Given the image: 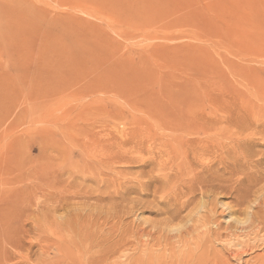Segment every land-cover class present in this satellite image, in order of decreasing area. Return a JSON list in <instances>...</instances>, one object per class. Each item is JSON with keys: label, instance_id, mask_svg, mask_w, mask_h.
<instances>
[{"label": "rangeland", "instance_id": "obj_1", "mask_svg": "<svg viewBox=\"0 0 264 264\" xmlns=\"http://www.w3.org/2000/svg\"><path fill=\"white\" fill-rule=\"evenodd\" d=\"M258 151L264 0H0V264H264Z\"/></svg>", "mask_w": 264, "mask_h": 264}, {"label": "bare ground", "instance_id": "obj_2", "mask_svg": "<svg viewBox=\"0 0 264 264\" xmlns=\"http://www.w3.org/2000/svg\"><path fill=\"white\" fill-rule=\"evenodd\" d=\"M246 141H248V140H246ZM245 141V142H246ZM253 141H255V140H253ZM253 141H252V146L254 145L253 144ZM241 142V141H240ZM249 142L250 141H248V144H249ZM262 142V141H261ZM247 143V142H246ZM246 143H244V144H246ZM255 143H256V141H255ZM238 144H239V142H238ZM243 144V141H242V143L240 144V146L241 145H244ZM248 144L246 145V147H244L243 146V150H245L244 148H247V146H248ZM257 144V143H256ZM260 144V143H259ZM259 144H258V146H259ZM263 144V143H262ZM261 145V144H260ZM239 146V145H238ZM237 146V147H238ZM255 147V146H254ZM253 147V148H254ZM240 148V147H239ZM252 147L250 146V150L252 151L253 149H251ZM241 149V148H240ZM248 150V149H247ZM240 151H242V150H240ZM246 151V150H245ZM250 153V151L248 150L247 151V153ZM257 152V151H256ZM260 151H258V153H259ZM242 153H244V151L242 152ZM258 153H257V155L256 156H258ZM262 152H260L259 154L260 155H262L263 156V154H261ZM246 153H244V155H245ZM251 154V153H250ZM256 154V153H255ZM255 154L253 153V156L252 155H250V156H252V157H254L255 156ZM242 155V154H241ZM247 155V157L249 156V154H246ZM249 156V157H250ZM249 157H248V159H249ZM261 157V156H260ZM247 159V160H248ZM260 159H262V158H260ZM250 160V159H249ZM259 162H260V160H258ZM258 161H255V163L256 162H258ZM247 162V161H246ZM250 162V161H249ZM254 162V161H253ZM259 162H258V164H259ZM263 162V161H262ZM244 164V163H243ZM263 164V163H262ZM262 166V165H261ZM262 168V167H261ZM192 172V171H191ZM196 172V171H195ZM197 173V172H196ZM190 174V173H189ZM195 174V173H194ZM193 174V175H194ZM198 174H199V172H198ZM197 174V175H198ZM199 175H201V174H199ZM185 176V175H184ZM196 175H194V177H195ZM263 176V175H262ZM198 177V176H197ZM190 178V177H189ZM196 178V177H195ZM183 179V178H182ZM189 180H191V179H189ZM194 180V179H193ZM196 180H197V178H196ZM202 180V179H201ZM192 181V180H191ZM191 181H190V183H191ZM195 181V180H194ZM193 181V182H194ZM200 181V180H199ZM196 183H199L198 181H195ZM203 182V181H202ZM189 183V184H190ZM192 184V183H191ZM191 184H190V186H191ZM200 184V183H199ZM202 184H204V182L202 183ZM201 184V185H202ZM193 185V184H192ZM196 186H197V184H196ZM200 186V185H199ZM201 187V186H200ZM204 187H205V184H204ZM191 188L193 189V187L191 186ZM190 189V188H189ZM197 189V188H196ZM199 189V188H198ZM197 189V190H198ZM201 189H203L202 187H201ZM197 190H196V192H197ZM193 191H195V189L193 190ZM193 191H191L192 192V195H193ZM208 191V190H207ZM206 191V192H207ZM244 191V190H243ZM247 191V190H246ZM249 191V190H248ZM247 191V194L246 195H244L243 193H246V192H243V193H241V194H243V195H240L239 193H238V195H240V196H242L241 198L240 197H236L237 199H239L238 201H236L237 202V205L239 206V208H241L242 207V210H243V207L244 206H246V209H247V212L245 211V210H243L244 212V214H246L247 216V220H245L246 218H244V216L241 218V217H239V218H241V219H243V220H245L244 222H243V220H241V219H238V218H235L236 216L232 213V211L231 212H229V214H228V216H229V219L227 220V222H226V227H225V229L224 228H222V229H224V231L226 232V234L225 235H223L222 233H219V231H218V233L216 234L218 237H217V239H215V241H217V240H221V239H224L223 241L224 242H226V243H228L227 245L228 246H230L229 247V249H227V252L229 253V255H231L233 258H235V259H238V261L239 260H241L242 261V256H244V255H246V254H248L249 253V250H250V247H251V245L247 242V241H243L242 240V242H233V240L234 241H236L238 238H240L241 236H245V235H247V234H245V232L247 233V231L248 230H251L250 229V227H247V223L249 222V225H250V223H252V226H254L255 225V221L257 220L256 219V216H257V214L256 213H254V212H256L255 211V209H257L258 207H261V200H262V198L263 197H256V196H254V198H253V196H251L252 194H253V192H251V190L249 191V192H251V194H249V192ZM201 192V191H200ZM205 192V193H206ZM240 192H242V191H240ZM258 192V191H257ZM198 193V192H197ZM256 193V192H255ZM254 193V194H255ZM260 193V192H259ZM258 193V194H259ZM257 194V195H258ZM261 195H262V193H260ZM189 195H190V193H189ZM192 195H190L191 197H192ZM202 195V193L200 194V196ZM237 195V196H238ZM261 195H258V196H261ZM264 195V194H263ZM262 195V196H263ZM189 196V198H191ZM195 196H196V194H195ZM203 196V195H202ZM197 197V196H196ZM196 197H193L192 199H194V198H196ZM250 197H252L253 199H255L254 201H252V200H250L251 198ZM202 198V197H201ZM203 198H204V196H203ZM192 199H189L190 201L192 200ZM261 199V200H260ZM264 199V198H263ZM188 200V201H189ZM264 202V200L262 201V203ZM203 203V202H202ZM236 204V203H235ZM225 205V204H224ZM235 206V207H238V206ZM226 207V206H225ZM262 207H264V205L262 206ZM203 208V207H202ZM238 208V209H239ZM226 209V208H225ZM229 209V208H228ZM174 210V209H173ZM202 210V209H201ZM242 210L240 209V210H238V212H240V213H242ZM175 211H177V209H175ZM234 211V210H233ZM236 211H237V209H236ZM235 211V212H236ZM234 212V213H235ZM237 212V213H238ZM170 213V212H169ZM172 214H174V213H172ZM171 214V215H172ZM243 214V215H244ZM175 215V214H174ZM264 215V214H263ZM235 216V217H234ZM240 216H242V215H240ZM215 217V216H214ZM211 219H213V218H211ZM260 219V218H259ZM191 221V220H190ZM210 221H212V220H210ZM192 222V221H191ZM206 223H208V222H206ZM187 224V223H186ZM189 224V223H188ZM247 224V225H246ZM205 225V224H204ZM210 225L212 226V224L210 223ZM213 225H215V224H213ZM248 225V226H249ZM259 225H261V223H259ZM185 226V225H184ZM206 226V225H205ZM216 226H217V228L218 229H220L221 228V225H217L216 224ZM246 226V227H245ZM263 226V225H262ZM186 227V226H185ZM261 227V226H260ZM259 226H254V229H253V234H255L256 235V238H258L257 237V234L261 231ZM169 229H170V227H169ZM212 229V228H211ZM170 230H172V233H174V234H176L177 236H179L180 235V233H181V230H182V226H175L174 228L172 227ZM210 231V230H209ZM217 231H215V232H217ZM249 232V231H248ZM262 233V232H261ZM260 233V234H261ZM249 234V233H248ZM263 234V233H262ZM251 235V234H250ZM215 236V235H214ZM254 236V235H253ZM180 237V236H179ZM247 238V237H246ZM251 238H253V237H251ZM212 239V238H211ZM242 239V238H241ZM255 239V238H254ZM205 240V239H204ZM262 240V239H261ZM207 241V240H206ZM204 243V242H203ZM202 243V244H203ZM201 244V245H202ZM200 247V246H199ZM202 248V247H201ZM201 250V249H200ZM225 250V249H224ZM218 251V250H217ZM216 250L214 251V249L213 248H211V249H208L207 248V250L205 251L204 250V253L202 254V256H200V257H198L197 259H199V261H198V263L197 264H226V262L224 261V259H223V256L220 254V253H218ZM222 252V251H221ZM248 252V253H247ZM224 253V252H223ZM225 254V253H224ZM230 256V257H231ZM237 261V260H236ZM193 262L194 261H192V264H193ZM231 262H233V261H231ZM195 264V263H194Z\"/></svg>", "mask_w": 264, "mask_h": 264}]
</instances>
